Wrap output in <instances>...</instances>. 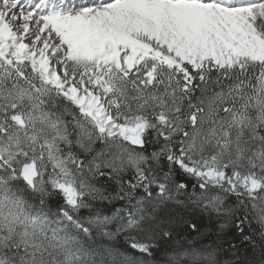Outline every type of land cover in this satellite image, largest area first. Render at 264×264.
Returning <instances> with one entry per match:
<instances>
[{
	"label": "snow or ice",
	"instance_id": "6c2138e0",
	"mask_svg": "<svg viewBox=\"0 0 264 264\" xmlns=\"http://www.w3.org/2000/svg\"><path fill=\"white\" fill-rule=\"evenodd\" d=\"M0 264H264V0H0Z\"/></svg>",
	"mask_w": 264,
	"mask_h": 264
}]
</instances>
